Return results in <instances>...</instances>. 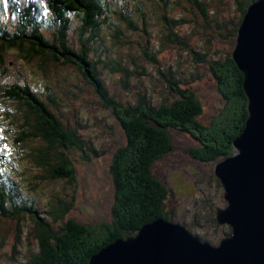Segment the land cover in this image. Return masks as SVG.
I'll use <instances>...</instances> for the list:
<instances>
[{
    "label": "trees",
    "instance_id": "16d2710c",
    "mask_svg": "<svg viewBox=\"0 0 264 264\" xmlns=\"http://www.w3.org/2000/svg\"><path fill=\"white\" fill-rule=\"evenodd\" d=\"M163 1L166 3L170 0ZM188 1L208 19L207 2ZM254 1L256 0L238 2L242 16L234 37L248 6ZM110 4H114V1L0 0V123L7 138L13 142L15 148L18 147L20 153L15 152L18 158L38 169H31L30 179L26 178L27 184L36 190L40 182L53 184L60 180L75 187L78 175L74 154L81 151L87 160L90 155L86 151L88 142L82 139L76 128L63 120L60 104L62 100L56 94V83L52 78H46L43 86L45 91L40 93L39 89L33 88L26 80L11 81L13 78L7 75L9 66L6 62L9 53L24 61L36 60L45 77L52 65H73L86 82L94 87L104 107L113 111L127 138L126 147L119 149V153L116 152L117 161L111 167L119 201L125 208L121 213L114 212L117 221L104 227V236L101 239L98 238V233L97 236L92 233V228L87 224L68 218L75 205L76 190L68 197L67 194L58 196L51 193L48 208H41L28 191H21L17 187L19 184L16 178L22 179L24 173H19V169L9 164L0 150V221L15 223L18 241L24 221L29 219L32 224L28 236L33 233V239H28L32 247V241H35V247L21 264H89L91 257L102 248L120 238L136 235L141 227L158 218L182 223L193 231L187 223L175 220L166 211V201L171 190L153 173L155 163L173 150L171 129L197 130L199 134L194 136L200 145L191 151L195 159L218 163L233 154L234 140L245 128L249 111L248 98L243 87L244 74L232 54L222 60L209 61L198 55L194 49L191 50L195 61L210 64L219 92L226 99L224 109L214 118V125L222 123L219 135H214L216 133H212L210 125H204L197 119L202 112V106L192 88L184 87L182 81L174 75L168 80L166 71L161 74L170 84V93L175 95L172 101L169 102L166 98L155 105L141 91L135 95L134 104L126 105L119 101L116 89L108 86L102 72L107 70L123 89L132 93L133 82L147 72L145 69L140 71L127 67L123 64L122 55L108 54L105 57L98 50V46L91 45L97 42L103 25L109 27L114 41L119 44L127 42L123 39L126 36L123 28L117 21H112L108 7ZM119 7L116 10L117 18L126 22L131 29L139 30L135 20H132L129 2L122 0ZM74 16L81 21L80 51L74 49L70 41ZM177 18L174 16L169 20L164 14L167 31L161 39L186 49L187 38L176 27L180 26L182 20ZM46 28L53 30L52 39L45 36ZM92 51L95 52L94 57H91ZM141 51L147 59L160 64L156 53L149 51L148 43ZM17 166L20 167L19 162ZM218 183L222 186L219 179ZM212 221L219 224L216 213ZM226 227L229 235L231 228ZM10 231V228L5 229L4 223L0 224V240L8 237ZM5 244V241L0 244V250ZM10 258L15 259V254Z\"/></svg>",
    "mask_w": 264,
    "mask_h": 264
},
{
    "label": "rangeland",
    "instance_id": "374dc122",
    "mask_svg": "<svg viewBox=\"0 0 264 264\" xmlns=\"http://www.w3.org/2000/svg\"><path fill=\"white\" fill-rule=\"evenodd\" d=\"M112 1L114 4L108 6L112 21L114 23L117 21L123 28L126 34L123 39L127 42L119 44L118 41H114L109 27L103 25L97 42L91 45L98 46V50L105 57L108 54L122 55L123 64L127 67L140 71L145 69L147 72L133 82L132 93L123 89L117 80L115 81L114 77L104 70L102 77L107 80L108 86H114L117 99L126 105L134 104L135 95L141 91L146 93L148 100L155 105L166 98L170 102L175 95L170 93L172 90L167 79L174 75L182 81L184 87H190L196 93L202 106V112L197 119L204 125H210L212 133H216L214 135H219L222 123L214 125V118L224 109L226 99L219 92L210 64L195 61L191 50L194 49L198 55L209 61L222 60L232 54L236 46L237 33L234 37L236 26L242 16L238 2L246 0H202L208 4L206 8L208 19L188 0H170L166 3L163 0H127L131 7L132 20H135L134 23L139 30L131 29L126 22L117 18L116 10L120 8L122 0ZM164 14L169 20L174 16L182 20L180 26L176 27L177 31L187 38L186 49L169 43L168 40L163 42V38L161 39L167 31L164 26L166 20L163 19ZM80 25L81 21L74 16L70 41L77 51L82 48ZM46 29L45 36L52 39L53 30ZM83 39L85 41V38ZM147 43L149 51L156 53L160 64H155L144 56L141 50ZM91 54V57L95 56L94 51ZM6 62L9 66L7 75L13 78L11 81L26 80L33 88L39 89L40 93L45 91L43 86L46 78H52L57 85L56 89L54 88L56 94L62 100L60 104L63 120L76 128L82 139L88 142L86 151L90 155V159L87 160L81 151L74 154L78 175L75 187L58 180L53 184L47 181L40 182V186L35 190L27 184V179H30L32 170L38 169L18 158L15 153L19 152L18 147L15 148L13 142L7 138L0 123V150L7 157L9 164L19 169V173L20 171L24 173L22 179L18 177L19 173L16 174L18 177L16 181L19 184L17 187L21 188V191H28V194L39 202L41 208L46 207L43 209L48 208L51 193L58 196L67 194L68 197L76 190L75 205L68 218L87 224L92 228V233L95 236L98 233V238L101 239L104 236L102 235L104 227L117 221L115 214L121 213L125 208L119 201L120 196L111 169L112 164H116L117 161L116 152L119 153L118 150L127 145L122 125L113 111L104 107L94 87L86 82L73 65H52L48 76L45 77L36 60L24 61L21 57L9 53ZM135 63L140 67H136ZM162 71L168 73L167 79L162 76ZM40 96L44 98L41 94ZM170 133L173 150L158 160L153 168L154 176L171 190L165 209L175 220L191 226L193 229L191 232L202 241L219 245L229 230L226 225H216L212 221L215 213L227 206L224 189L214 174L217 162H201L195 159L191 151L200 145L194 136L199 134L197 130L188 128V131H184L175 128L171 129ZM18 162L20 167L17 166ZM6 222L0 221V224L4 223L5 229L10 228L11 233L8 237H2L3 241L0 240V244L4 241L6 243L0 250V264H21L35 247V241H32L34 245L32 247L28 239V237L30 240L33 239V233L28 236V231L32 229L31 221L29 219L24 221L19 241L15 223ZM14 254L15 259L10 258Z\"/></svg>",
    "mask_w": 264,
    "mask_h": 264
},
{
    "label": "water",
    "instance_id": "95a60500",
    "mask_svg": "<svg viewBox=\"0 0 264 264\" xmlns=\"http://www.w3.org/2000/svg\"><path fill=\"white\" fill-rule=\"evenodd\" d=\"M232 57L244 74L249 116L234 153L214 169L227 202L216 218L231 233L213 245L158 218L102 248L89 264H264V0L248 6Z\"/></svg>",
    "mask_w": 264,
    "mask_h": 264
}]
</instances>
